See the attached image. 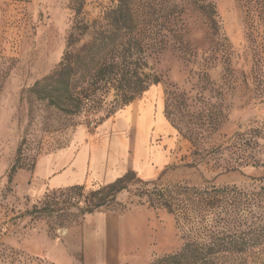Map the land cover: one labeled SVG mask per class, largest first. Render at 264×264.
<instances>
[{"label":"rangeland","instance_id":"1","mask_svg":"<svg viewBox=\"0 0 264 264\" xmlns=\"http://www.w3.org/2000/svg\"><path fill=\"white\" fill-rule=\"evenodd\" d=\"M116 5L0 0V264H89L79 228L98 186L36 195L29 185L34 162L65 146L76 128L137 100L139 86L158 88L162 114L189 150L159 180L130 176L99 209L139 214L120 218V240L92 259L163 264L179 252L185 226L179 230L165 209L149 206L157 190L264 189V0H139V39L150 48L132 60L102 59L90 47L111 32L105 15ZM60 70L70 97L52 99L40 86ZM217 264H264V244L218 256Z\"/></svg>","mask_w":264,"mask_h":264},{"label":"crops","instance_id":"2","mask_svg":"<svg viewBox=\"0 0 264 264\" xmlns=\"http://www.w3.org/2000/svg\"><path fill=\"white\" fill-rule=\"evenodd\" d=\"M157 94L156 86L148 88L93 128H76L65 146L38 156L31 173V191L42 195L74 186L103 187L128 173L151 181L184 163L189 147L163 116ZM134 213L104 209L83 218L79 229L89 264H106L102 258L92 259L95 251H102L110 241L114 246L123 231L119 219Z\"/></svg>","mask_w":264,"mask_h":264},{"label":"trees","instance_id":"3","mask_svg":"<svg viewBox=\"0 0 264 264\" xmlns=\"http://www.w3.org/2000/svg\"><path fill=\"white\" fill-rule=\"evenodd\" d=\"M138 3L139 0H117L116 7L105 15L106 25L112 29L111 32H101L99 44L90 47L95 55L102 59L105 55H110L113 60L120 57L132 60L137 51L145 52L150 48L148 40L145 42L142 38L143 42L139 39L141 32L137 25ZM201 8L211 19L214 14L211 5L206 3ZM147 9H150V5ZM167 25L169 33L177 31L170 21ZM114 63V67L118 66L117 61ZM61 72L60 70L45 79L46 84L40 86V92L52 99L70 97L68 76ZM138 91L143 94L146 89L139 86L136 89ZM132 175L134 174H125L112 184L90 191L85 215L102 209L112 201L126 188L125 184ZM73 188L78 190L82 187ZM155 192V199L149 206L157 205L165 209L173 216L179 230L182 224L185 226V232L181 235L185 241L179 252L162 258L159 263L217 264L218 256H241L250 248L264 244L263 188L254 194L234 186L197 188L179 184Z\"/></svg>","mask_w":264,"mask_h":264},{"label":"built area","instance_id":"4","mask_svg":"<svg viewBox=\"0 0 264 264\" xmlns=\"http://www.w3.org/2000/svg\"><path fill=\"white\" fill-rule=\"evenodd\" d=\"M94 126H95V125H94ZM94 126H93V124H91L89 128H93Z\"/></svg>","mask_w":264,"mask_h":264}]
</instances>
